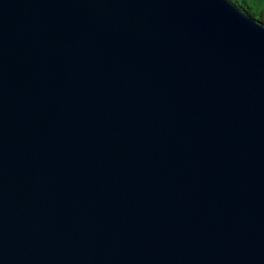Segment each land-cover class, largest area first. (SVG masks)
<instances>
[{
    "label": "water",
    "instance_id": "95a60500",
    "mask_svg": "<svg viewBox=\"0 0 264 264\" xmlns=\"http://www.w3.org/2000/svg\"><path fill=\"white\" fill-rule=\"evenodd\" d=\"M0 264H264V25L0 0Z\"/></svg>",
    "mask_w": 264,
    "mask_h": 264
},
{
    "label": "trees",
    "instance_id": "16d2710c",
    "mask_svg": "<svg viewBox=\"0 0 264 264\" xmlns=\"http://www.w3.org/2000/svg\"><path fill=\"white\" fill-rule=\"evenodd\" d=\"M233 5L237 6L247 16L253 18L256 22L264 25V8L256 15L250 6L247 5L245 0H228Z\"/></svg>",
    "mask_w": 264,
    "mask_h": 264
},
{
    "label": "rangeland",
    "instance_id": "374dc122",
    "mask_svg": "<svg viewBox=\"0 0 264 264\" xmlns=\"http://www.w3.org/2000/svg\"><path fill=\"white\" fill-rule=\"evenodd\" d=\"M245 2L256 15L264 8V0H245Z\"/></svg>",
    "mask_w": 264,
    "mask_h": 264
}]
</instances>
